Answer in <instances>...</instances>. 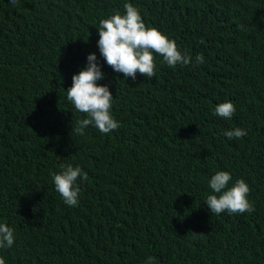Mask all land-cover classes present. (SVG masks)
<instances>
[{
    "label": "trees",
    "instance_id": "16d2710c",
    "mask_svg": "<svg viewBox=\"0 0 264 264\" xmlns=\"http://www.w3.org/2000/svg\"><path fill=\"white\" fill-rule=\"evenodd\" d=\"M126 2L193 62L156 55L135 81L108 66L96 27ZM91 53L120 127L71 135L86 116L66 91ZM225 101L231 120L213 115ZM61 163L87 173L78 206L55 191ZM220 170L249 185L253 213L212 215ZM0 223L6 264H264V0H0Z\"/></svg>",
    "mask_w": 264,
    "mask_h": 264
},
{
    "label": "clouds",
    "instance_id": "9594fccd",
    "mask_svg": "<svg viewBox=\"0 0 264 264\" xmlns=\"http://www.w3.org/2000/svg\"><path fill=\"white\" fill-rule=\"evenodd\" d=\"M15 7L19 0H9ZM124 13L116 10L114 14L99 21L97 42L98 49L105 63L115 72L122 73L124 80L129 77L136 80L137 73L147 79L156 76V55L162 57V64L176 69L193 62L188 53H182L176 41L170 39L156 27L146 26L140 11L132 3L123 5ZM200 43H204L201 39ZM204 55L195 57V64H203ZM104 79L101 65L95 53L87 56V66L72 76V85L66 91V99L74 109L85 114L86 118L73 124L72 132L84 135L85 129L93 126L103 134H108L120 127L119 122L111 114L113 95L107 85H100L98 81ZM236 113V107L231 101L218 103L213 109V115L225 120H231ZM223 135L229 140L241 139L247 132L241 128L225 130ZM58 172H51L50 176L54 188L59 193L64 204L69 207L79 205L80 186L78 178L87 180V173L81 167L70 163L58 165ZM232 176L228 171H216L208 180L211 190L205 195V204L212 215L253 213L254 204L248 199L249 185L244 179H238L229 187ZM183 195V194H181ZM179 197V196H178ZM195 234V233H194ZM15 241L14 229L6 223H0V248H11ZM0 264H6L0 257ZM145 264H157L156 258L149 256Z\"/></svg>",
    "mask_w": 264,
    "mask_h": 264
}]
</instances>
